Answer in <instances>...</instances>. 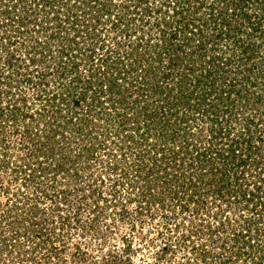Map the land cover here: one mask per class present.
Here are the masks:
<instances>
[{
    "label": "rangeland",
    "instance_id": "374dc122",
    "mask_svg": "<svg viewBox=\"0 0 264 264\" xmlns=\"http://www.w3.org/2000/svg\"><path fill=\"white\" fill-rule=\"evenodd\" d=\"M147 1L143 21L135 0H0V264H264V0L235 24L256 32L241 36L253 59L235 39H213L209 16L205 34L190 35L177 1ZM203 1L228 2L193 3ZM172 41L184 68L166 77ZM105 54L123 62L124 75L107 74L125 83L119 94L95 81ZM49 98L54 111L20 116ZM135 100L155 117L150 131L142 116L133 129ZM38 139L49 151L39 163L67 161L56 181L31 158Z\"/></svg>",
    "mask_w": 264,
    "mask_h": 264
},
{
    "label": "trees",
    "instance_id": "16d2710c",
    "mask_svg": "<svg viewBox=\"0 0 264 264\" xmlns=\"http://www.w3.org/2000/svg\"><path fill=\"white\" fill-rule=\"evenodd\" d=\"M135 1L137 2L136 4H134V5H136L135 7L138 9L139 12H143V21H145L144 19L147 16H149L148 14L150 13V10H147V9H144L143 10L142 7H143V5L147 4L148 1L147 0H135ZM175 1H177V5L175 6L174 9H177V12H176L177 14L175 13V11H174V13L176 15H179L178 17L180 18L178 20V22H177V24L179 25V29L183 27L184 32L186 34L189 33L190 35H192V34H195V33H199L200 32L199 36H203L202 34H205L204 28H206L209 25L208 24L209 23L208 22V19H206V17L209 16V20H213V23H214V31H212V33H211L213 39H219L220 40L221 39V36H222V38H224L225 36H227V37L229 36L230 38L235 39L233 41H235V44L236 45H239V47H242L243 51H245L246 53H248L250 55V57H249L250 59H253L254 58V54H252V52L254 51V48H255L254 42H250L249 41L248 43H246L244 40H241L242 39L241 36L247 34V35H249V37H246L245 39L250 38L251 41H252L253 35L256 34V32H252V29L251 28L247 30L246 27L245 28L242 27L243 23H245L246 21H251L253 15H255V12H253L254 14H251L250 12H246L245 11V8H248L250 6H252V7L254 6V1L255 0H232L231 2L229 0H226L228 2H222L221 6H217L216 8L214 6H212L211 4H209L210 2H208V1L207 2L206 1L204 2L203 1L202 3H193V0H187L188 1V7H182V1L183 0H175ZM193 6H196V7H193ZM160 10L157 9V12L160 11ZM239 10L242 11V14L239 13L240 12ZM240 15L242 16L241 19L239 18ZM236 22H239L242 25L239 28H236L235 27ZM164 23H166L167 24L166 26H168V27L165 28L166 30L163 29V22H161L160 20L155 23L156 26H157V29L160 32H162L163 34H166L167 33V30H168L169 34H167V37L168 36L169 37H172V40H173V38H178V36L180 35V32L177 31L178 27L177 28H174V27L172 28V25L174 24V22L173 21L166 20V22H164ZM154 37H157V35L156 36L154 35L153 38ZM167 44H168L167 49H170V56L173 53H174V55L172 57H170L169 60H168V62L166 63L167 72H165V74H164V76H166V77L171 76L172 73H173L172 72L173 70H176V69L177 70H180L181 67H179V65L183 66V68H184L183 62L181 61L183 59V56H181L182 53H180L179 51H177V48H175L174 41H172L170 43H167ZM154 46H155L154 43L150 44L149 42L142 44V48L143 49L141 50L142 52H139V60L142 57H145L146 55H149L147 51H149L150 48L151 49L152 48H155ZM197 48L200 51L201 50H204L203 52H205L206 49L209 48V45H208L207 37L206 36L202 38V42L201 43L199 42ZM197 48H195V49H197ZM155 50L157 51V55L159 56V58L156 57L155 59L156 60H161L162 59V55L165 54V53L163 51H161V49L160 50L155 49ZM181 52H183V50ZM151 56H155V53H153ZM120 57L123 58V55L121 54ZM147 57H149V56H147ZM101 58H102L101 60L104 62V65H107L108 66V69H105L103 71V73H100L101 74L100 76L97 75V73L94 74V72H92V74H94L95 76H98V77L95 78V81H97V84H98V81H99V84L97 86L100 87V85H102L101 87H105L106 89H109L110 93L111 92L114 93L115 91H117V93L119 94L121 92V88L122 87H125V83L120 84L119 82H117V79H112V78L108 77L107 74L109 73L108 71H110L112 69H116V70L118 69L117 70L118 74L121 75V76H122V74L124 75L125 71H122L123 69H121V67L123 68V65H121L123 62H119L120 64L112 63V64H117V65H115L113 67V65L111 64V61H112L111 60V56L105 54V57L102 56ZM190 58H191V56H190ZM87 60H88V63H91L90 62L91 60H89V59H87ZM87 60H84V61L87 62ZM241 62H242V60L239 63H241ZM137 63H140V61L139 62L138 61H135L132 64H133V66H136ZM91 65L92 64H89L88 66L91 67ZM72 67H73L72 68L73 71H76L77 68H79L80 66H79L78 63H75L74 65H72ZM78 72L76 73L75 77L79 74ZM69 73L71 74L73 72H71V70L70 71L69 70L67 71V69H65V68H63L62 71H60V69H59V72H57L58 76H60V77L63 76V75L65 77ZM111 73H112V71H111ZM113 74H115V73H113ZM18 75L19 74H17V76ZM81 77L82 76L78 75L73 81H75V82H82ZM25 81H26L27 84L28 83H31V85H33V84L36 85V83H34V80H33V77L32 76L28 77V79L25 80ZM128 81H130V80H128ZM88 83L90 84V86H92V85L95 84V83L92 82V80L88 81ZM126 83H127V87H129V83L130 82H126ZM79 85H81V84L79 83ZM44 86L46 87V85H44ZM126 89H127L126 92L129 91V88H126ZM52 97H53V100H56L57 95L55 94ZM122 97L120 98V101H121L120 104L121 105L123 104V102H122L123 100L122 99H124L125 101L127 99L126 96H124L123 98ZM36 99L37 100H40L41 97L40 96H37ZM41 100L43 101L44 99H41ZM61 100H64L63 102H65L66 99L65 98H62ZM95 100H97V98H95ZM111 100L114 101V103H116L117 101H119V99L118 98H115V97L110 98V101ZM23 101L25 102L26 101V98H24ZM258 101H260V99H258ZM46 102L48 103V106L43 105V107H44L43 110L42 109L41 110H38L37 109V110H35V112H32V111H34V108H33V109H30L31 114H28L29 113L28 112L29 109L26 110V112L24 114H22L20 111H18V112H20L19 114H20V116L23 119H25V118H29L30 119V118H34L35 115H36V113H39L40 114V111L42 112V111H45L47 109L49 110L50 107H51L50 110L54 111V106H55L54 103L55 102L54 103L52 102V98H49L48 100H46ZM138 102H139V100L138 101L135 100L133 103H131V107H132L131 109H134L135 111L138 110L139 107H140L139 109H141V110H139V113L137 112V115L134 117V120L131 121L132 126L133 127H136V128H133V129H136V130H140L141 129L140 128L141 127L140 116H142L143 117V123H145V124L148 123L147 131H150V127H149L150 124L149 123L152 122V120H154L155 117L153 115H151L150 113L148 114V110L150 109L149 108V105L148 106H146V105L145 106H141ZM128 107H130V106H128ZM174 109L175 108L172 105V107L169 108V111L174 110ZM124 113H126V112H124ZM166 114H168V113H166ZM156 115L157 114H155V116ZM123 118L127 119L126 116H124ZM22 122L24 123L23 126L26 127L25 124H27V123H25V121H22ZM139 125H140V127H139ZM26 132H27V130H26ZM130 137L131 138L130 139L128 138V140H130L131 143L135 144L134 143L135 142L134 136H130ZM53 139H55L54 136H53V138L51 137V140L49 141V144L51 143V141H53ZM39 141L40 140L38 139L37 143ZM126 142H128V141L126 140ZM138 142L139 141L136 140V143H138ZM143 142H145V140H142V143H140V144H143ZM39 143H40L39 145L38 144L36 145V148L34 150L35 152L33 154V157H31V158H32V160L34 162H37V164H35V165H37V167L41 168V170L43 172H45L46 174H52L54 176V180L56 181L57 175L60 172H65L67 170V168H66V162L67 161L65 160L64 162H62L60 164H52V165L50 163L47 166L45 164L43 165V164L39 163L38 162V159L41 158V157H45V158L49 159V151L46 150V147L45 148H42V145H43L42 143L43 142H39ZM47 144L48 143H46L44 145H47ZM55 144H58V143H55ZM59 147H61V144H59ZM52 148L54 149L53 150V152H54L56 149L53 146H52ZM232 155H233L234 158H236L235 157L236 154L233 153ZM70 162H72V164H75L73 161H70ZM5 164H8V163L6 162ZM29 164H30V166H33L34 165L33 162H30L27 165H29ZM139 167H140V165H139ZM34 168H33V170H34ZM138 169H140V168H138ZM28 171H29V173H27L25 171V175H26V177L30 178L31 177V169H29ZM68 174H69V172H68ZM63 194L65 196V192H63ZM19 207L20 206H18L16 208L19 209Z\"/></svg>",
    "mask_w": 264,
    "mask_h": 264
}]
</instances>
